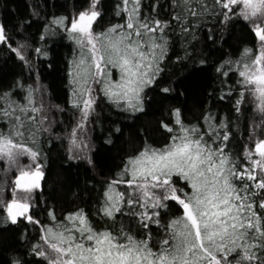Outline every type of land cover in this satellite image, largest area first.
<instances>
[{
  "label": "snow or ice",
  "instance_id": "obj_1",
  "mask_svg": "<svg viewBox=\"0 0 264 264\" xmlns=\"http://www.w3.org/2000/svg\"><path fill=\"white\" fill-rule=\"evenodd\" d=\"M30 7L40 17L43 6ZM110 12L102 23L105 0H81L70 14L46 17L32 39L33 20L0 19V46L32 80L5 83L0 68V264H264V0H112ZM237 22L250 42L210 61ZM60 32L73 42L67 102L79 113L66 133L68 158L101 176L93 210L62 218L37 203L44 144L60 139L51 112L65 110L46 105L38 62ZM200 94L213 99L189 109ZM222 101L223 115L213 107ZM101 103L125 118L153 106L160 114L107 175L89 128ZM249 106L258 120L245 115ZM110 128L109 145L122 132L119 123Z\"/></svg>",
  "mask_w": 264,
  "mask_h": 264
},
{
  "label": "trees",
  "instance_id": "obj_2",
  "mask_svg": "<svg viewBox=\"0 0 264 264\" xmlns=\"http://www.w3.org/2000/svg\"><path fill=\"white\" fill-rule=\"evenodd\" d=\"M81 0H0V19H6L10 24L15 23L17 20L31 19L34 21L31 29L25 33L29 39L39 35V30H42L43 24L47 23L46 17L52 15L70 14L73 7L78 5ZM37 3L43 6V11L40 17L30 16L31 5ZM106 7H108V15L105 16L102 23H107L110 16V5L112 0H105ZM115 22V21H113ZM217 36L220 33V26L217 25ZM14 35V39L23 40L25 36ZM247 37V39H245ZM226 42L217 44L216 49L209 52L208 59L210 61H218L224 58L228 53L237 55V49L243 46V43L250 42V34L247 32L245 25L241 22L228 25L227 30L224 32ZM49 50L51 56L44 58L41 57L38 62L40 69L41 81L48 88L49 95L45 96L46 105L51 104L61 105L65 110L63 112L53 110L51 116L56 120L54 132L60 136L51 138V143L45 142L44 152L47 154V161L45 164L46 179L42 181V188L37 190L38 193L42 191L43 197H37V203L41 208L44 207L43 201H47L49 207H54L57 216L62 218V214L66 211L73 210L77 207H84L89 212L92 209L93 198L95 197L98 181L101 176L97 175L84 161L70 160L68 158V140L66 133L71 130L72 125L75 123L79 116L71 105L68 104V88L66 79V61L71 58L73 42L67 39L66 34L60 32L58 35L51 37L48 40ZM177 47H179L177 45ZM201 47V45H197ZM11 54L6 48L0 46V68L3 69L6 75L3 77L5 83L10 82L17 75L23 74L26 82L31 83L32 80L27 79L28 73L23 71L20 64L13 57L8 59ZM52 65V67H48ZM198 67H207L200 66ZM211 72V69H208ZM35 79V74H33ZM211 91V87H209ZM212 97L205 98L203 94L199 96L194 95L187 101L189 109H198L199 100H204L207 105L208 100ZM183 100V98H181ZM173 103H178L173 101ZM214 108H218L223 115L228 111L229 104L227 101L213 104ZM98 116L90 124L89 128L94 129L90 133L93 147L94 158L97 160L100 169H103V174L107 175L114 170V166L119 165L121 156L129 148L130 144L138 143L140 136L138 133L141 130H150L155 127L156 119L159 117V112L156 111L155 106L146 114L136 117L125 118L118 116L115 109H111L106 103H101L97 108ZM192 116V111L188 112ZM245 115L250 119H259V115L254 116L252 106H249ZM119 123L122 132L117 133L114 137V143L109 145L105 143L108 132L111 131L110 125ZM244 117H241L240 133H244ZM2 167V165H0ZM93 185H97L94 188ZM41 219H44L43 213H38ZM44 222H47L46 220ZM6 255V254H5ZM4 257L0 256V261Z\"/></svg>",
  "mask_w": 264,
  "mask_h": 264
},
{
  "label": "rangeland",
  "instance_id": "obj_3",
  "mask_svg": "<svg viewBox=\"0 0 264 264\" xmlns=\"http://www.w3.org/2000/svg\"><path fill=\"white\" fill-rule=\"evenodd\" d=\"M25 162H27V161H25Z\"/></svg>",
  "mask_w": 264,
  "mask_h": 264
}]
</instances>
